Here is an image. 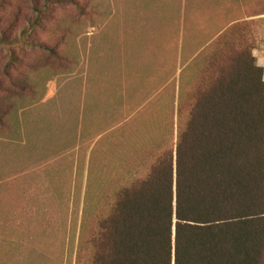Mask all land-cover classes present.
<instances>
[{"label":"trees","instance_id":"trees-1","mask_svg":"<svg viewBox=\"0 0 264 264\" xmlns=\"http://www.w3.org/2000/svg\"><path fill=\"white\" fill-rule=\"evenodd\" d=\"M52 1L33 0L37 16L19 37L0 29L13 64L16 46L36 45L32 34ZM235 28L205 49L201 69L181 85L168 135L153 141L143 174L120 182L109 214L82 238L77 264H264V68L251 45L256 28ZM47 44L49 53L23 57L24 69L0 84V136L14 131L21 107L43 97L50 77L77 67ZM40 68L52 73L34 80Z\"/></svg>","mask_w":264,"mask_h":264},{"label":"crops","instance_id":"crops-1","mask_svg":"<svg viewBox=\"0 0 264 264\" xmlns=\"http://www.w3.org/2000/svg\"><path fill=\"white\" fill-rule=\"evenodd\" d=\"M261 2L114 0L113 9L110 0L93 2L79 65V110V87L57 76L46 82L41 99L20 108L18 127L0 136V186L11 182L23 197L11 203L14 214L66 213L91 172L120 162L130 168L138 125L150 121L154 108L170 107L173 92L178 102L181 85L201 69L205 49L230 28L235 32L246 22L258 31Z\"/></svg>","mask_w":264,"mask_h":264},{"label":"rangeland","instance_id":"rangeland-1","mask_svg":"<svg viewBox=\"0 0 264 264\" xmlns=\"http://www.w3.org/2000/svg\"><path fill=\"white\" fill-rule=\"evenodd\" d=\"M37 1L40 6L47 3V0ZM53 1L44 15V27L32 34L31 38L36 40V45L15 47V54L19 57L17 64L12 63L8 48L0 45V84L4 85L9 80L7 74L15 75L18 70L24 69L23 57L27 59L34 55L49 53V49L44 45L48 43L47 45L52 47L57 44L61 53L79 62L77 67L69 71L71 73H64L66 77L60 80L62 82V79H66L69 81L68 85L74 83L79 87L76 93V105L79 110L84 83V70L82 71L79 65L84 55L83 40L89 38L86 28L89 23L84 21L86 0ZM92 1L100 2V0ZM110 2V8L113 9L114 0L113 3L112 0ZM36 16L33 0H0V29L6 31L11 39L19 37L22 30L28 27ZM107 19L108 16H106ZM107 29L104 23V35ZM257 32V39L251 45H253V54L256 53L257 64L264 68V19ZM78 68H80L79 71ZM76 71L80 74L74 78L72 76ZM50 72L52 73L49 69H41L34 73L31 72L30 75L35 80L38 75ZM57 76L61 75H54L50 79ZM47 79H49L47 76L43 77L45 82ZM66 87L62 93L66 91ZM172 97L170 107L154 108L155 113L149 118L150 121L146 119L145 123H140L138 130L134 132L133 139L135 142L138 141L136 147H139L132 149L137 160L135 158L133 161L131 170L120 162V166L108 165V170L105 172H91L90 181L87 182L86 187L76 189L75 203L74 205L69 204L66 213L15 215L16 208L12 210L10 205L14 203L17 206L18 201H21L23 197L17 194V189L11 182L9 186L7 184L0 186V191H3L0 207L2 208V204L6 206L5 210L3 205L5 215H0V264H77L76 254L82 238L89 236L98 220L109 214L121 189L120 182L143 174L144 168L151 161L150 156L154 150L153 141L168 135L169 125L166 121L171 114L173 119L172 110L176 108L174 92ZM18 112L11 120L17 127ZM7 135H10V132ZM113 153L111 152L110 156ZM12 174L13 172L10 175ZM84 258L83 260L86 261Z\"/></svg>","mask_w":264,"mask_h":264}]
</instances>
